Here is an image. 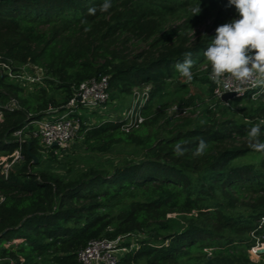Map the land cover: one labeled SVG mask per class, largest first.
I'll return each instance as SVG.
<instances>
[{
  "label": "trees",
  "instance_id": "trees-1",
  "mask_svg": "<svg viewBox=\"0 0 264 264\" xmlns=\"http://www.w3.org/2000/svg\"><path fill=\"white\" fill-rule=\"evenodd\" d=\"M104 3L0 0V63L15 70L27 65L40 69L44 81L65 94L62 102L45 89L28 96V86L11 81L0 69L1 155L18 150V132L49 109L64 112L85 81L109 77L110 101L149 88L142 112L149 116L170 83L182 78L175 65L183 62L185 52L192 53L193 74L206 68L207 79L201 80L215 95L203 52L218 26L239 18L228 0H109L110 8L100 11ZM198 4L201 12L192 16ZM175 21L180 24L173 26ZM254 94L263 100L250 116L254 123L182 125L165 136L156 130L155 115L130 131L123 120L83 123L80 137L95 153L119 146L144 151L142 161L113 172L90 169L69 180L39 172L42 160L53 154L46 156L28 136L25 162L8 177L0 174V264H40L43 259L80 264L79 253L94 240L147 233L137 249L127 245L131 250L120 264H264V253L260 261L251 254L257 240L264 244V151L250 149L247 141V131L264 120V92ZM244 100H251V94L231 106ZM13 101L18 108L5 110ZM200 139L208 148L194 156ZM181 141L187 151L178 156L174 146ZM29 146L37 164L27 155ZM250 155L261 159L240 162ZM171 215L185 216L186 225L163 237L161 232L171 230Z\"/></svg>",
  "mask_w": 264,
  "mask_h": 264
},
{
  "label": "rangeland",
  "instance_id": "rangeland-1",
  "mask_svg": "<svg viewBox=\"0 0 264 264\" xmlns=\"http://www.w3.org/2000/svg\"><path fill=\"white\" fill-rule=\"evenodd\" d=\"M208 21L212 23L213 19H209ZM210 22L200 24L196 29V33L192 34V37L195 38L198 33L203 32ZM179 24L178 21H175L173 26H178ZM143 47H146V45H143ZM206 76V70L203 67L202 71L193 74V79L191 81L182 77L171 82L165 95L153 104L149 116H144L145 119L147 120L151 115L158 117L159 123L156 125V130H160L162 136L173 131L177 126L182 125L195 127L198 124H209L224 120H233L239 124L254 123L253 120L250 119V116L260 107L263 100H259L258 98L244 100L238 105L233 104L232 108L228 109H223L221 106L213 108L215 105V96H213L210 91L211 85L201 80L207 79ZM195 77H198L200 80L195 79ZM39 87L40 89L38 90ZM27 88L29 89L28 96L45 89L50 97H54L60 102L65 99V94L58 92L49 82L46 83L44 81L41 86H28ZM132 106H134L133 96L119 98L115 101H110L102 113H84L81 120L84 124L87 123L93 126L99 125L101 121H125ZM210 110H213L214 113H210ZM80 136L81 134L67 149L57 154L53 153L49 158L43 159L37 170L39 172H48L69 180L90 169L113 172L117 167L140 162L144 159L143 150L130 146H119L107 154L95 153L88 149L85 140ZM260 159L261 156L259 155H250L240 160V162L258 163ZM184 218L185 216L171 215V230L161 232L160 235L164 237L165 235L182 231L186 225V220ZM148 236V233L140 236H133L127 240V243L132 249H137L141 237L144 239ZM260 246L261 250L264 249L263 243ZM120 255L122 259L126 254L121 252ZM252 255L254 260L260 261V256L253 253ZM40 264L53 263L50 262L49 259H43Z\"/></svg>",
  "mask_w": 264,
  "mask_h": 264
},
{
  "label": "built area",
  "instance_id": "built-area-1",
  "mask_svg": "<svg viewBox=\"0 0 264 264\" xmlns=\"http://www.w3.org/2000/svg\"><path fill=\"white\" fill-rule=\"evenodd\" d=\"M0 69L4 74L8 75L11 81L23 86L43 84L46 79L42 70L35 68L33 72V68L30 65L15 70L8 64L0 63ZM256 90L249 89L242 96L236 92H226L221 96L224 89L222 86L216 85L214 92L215 105L213 108L218 106L232 108L231 103L233 101L223 102L222 98L225 94H234L235 99L251 94V99H255L258 95L254 94ZM110 95L109 77L83 82L64 107V112H61L60 109L51 108L42 118L35 120L18 132L19 149L13 154H0V174L8 177L12 170L20 167L25 162L23 149L24 145L28 144V136H32L38 141L46 156L51 153L57 154L67 149L81 134L83 114L102 113L110 102ZM132 96L134 98V106L131 107L130 113L125 120L128 126L126 131H130V127L138 129L145 123L146 119L142 112L149 100L150 89H135ZM16 108H18V104L13 101L5 110H14ZM3 115L4 112L0 110V119H2ZM262 222L264 223V219ZM130 237L133 236H121L115 240H94L79 253L78 261L80 264H120L121 252L126 254L130 251L127 247V240ZM260 245L261 243L257 240V244L252 249L251 254L253 253L257 256L263 254L261 253Z\"/></svg>",
  "mask_w": 264,
  "mask_h": 264
},
{
  "label": "clouds",
  "instance_id": "clouds-1",
  "mask_svg": "<svg viewBox=\"0 0 264 264\" xmlns=\"http://www.w3.org/2000/svg\"><path fill=\"white\" fill-rule=\"evenodd\" d=\"M234 6L239 18L216 28L215 38L209 43L203 55L210 65L209 79L226 92H236L241 96L249 89H260L264 92V0H228ZM109 0L101 6L100 11L110 8ZM198 4L192 8V16L201 12ZM95 14L96 9L88 10ZM175 39V38H174ZM183 62L175 68L179 74L191 81L194 61L191 52L183 53ZM264 120L247 131L248 147L254 151H264V142L260 140L261 126ZM178 142L174 146L176 155H183L187 149ZM208 148L207 143L200 139L194 156H202Z\"/></svg>",
  "mask_w": 264,
  "mask_h": 264
},
{
  "label": "water",
  "instance_id": "water-1",
  "mask_svg": "<svg viewBox=\"0 0 264 264\" xmlns=\"http://www.w3.org/2000/svg\"><path fill=\"white\" fill-rule=\"evenodd\" d=\"M222 99L224 103H228L235 99V95L228 93V94H225ZM27 155L33 160L34 164H37L39 162L37 157L31 154L30 146L27 149ZM261 253H264V249L261 250Z\"/></svg>",
  "mask_w": 264,
  "mask_h": 264
}]
</instances>
